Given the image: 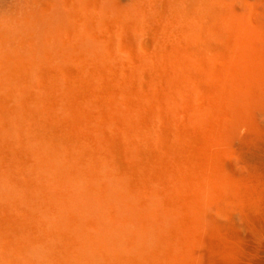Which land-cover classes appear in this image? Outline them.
<instances>
[{
    "label": "rangeland",
    "instance_id": "obj_1",
    "mask_svg": "<svg viewBox=\"0 0 264 264\" xmlns=\"http://www.w3.org/2000/svg\"><path fill=\"white\" fill-rule=\"evenodd\" d=\"M168 5L0 0V264H264V60Z\"/></svg>",
    "mask_w": 264,
    "mask_h": 264
},
{
    "label": "bare ground",
    "instance_id": "obj_2",
    "mask_svg": "<svg viewBox=\"0 0 264 264\" xmlns=\"http://www.w3.org/2000/svg\"><path fill=\"white\" fill-rule=\"evenodd\" d=\"M149 7L145 15L148 18L151 17L148 16L151 13ZM161 9L158 23L161 39L165 41L168 35L172 36V24L176 22L179 28L172 39L181 59L191 60L195 55L187 53L188 46L193 40H200L206 49L217 50L223 62H232L239 57L246 61L264 60L255 53L264 47V0H169L166 9ZM199 56H195L197 61L202 58ZM99 242L96 240L94 244Z\"/></svg>",
    "mask_w": 264,
    "mask_h": 264
}]
</instances>
